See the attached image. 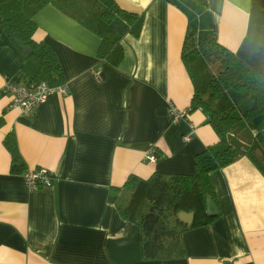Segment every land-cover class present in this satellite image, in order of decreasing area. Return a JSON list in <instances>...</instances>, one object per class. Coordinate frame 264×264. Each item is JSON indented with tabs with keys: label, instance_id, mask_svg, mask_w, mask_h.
I'll return each mask as SVG.
<instances>
[{
	"label": "crops",
	"instance_id": "crops-1",
	"mask_svg": "<svg viewBox=\"0 0 264 264\" xmlns=\"http://www.w3.org/2000/svg\"><path fill=\"white\" fill-rule=\"evenodd\" d=\"M114 2L144 15L116 65L96 67L100 37L54 5L33 16V39L54 50L66 93L24 115L0 92V264H264V176L243 155L210 172L219 215L182 233L184 256L142 259L141 228L122 217L112 188L129 175L194 174L195 155L219 137L201 109L167 117L169 103L186 109L194 92L181 58L186 14L168 0ZM205 3L218 43L264 78V0ZM23 63L0 28V90L22 83ZM9 133L26 170L47 169L50 186L28 190L10 171Z\"/></svg>",
	"mask_w": 264,
	"mask_h": 264
},
{
	"label": "trees",
	"instance_id": "trees-1",
	"mask_svg": "<svg viewBox=\"0 0 264 264\" xmlns=\"http://www.w3.org/2000/svg\"><path fill=\"white\" fill-rule=\"evenodd\" d=\"M187 16L181 58L193 83L188 112L203 110L219 137L194 158V174L155 171L142 179L129 175L121 187L112 188L110 200L122 217L141 228L143 260L184 256L181 235L215 220L206 212V197L216 204L210 172L240 155L227 143L231 133L249 145L246 156L264 176V78L217 41L216 26L208 15L205 0H168ZM52 4L100 37L98 64L116 65L122 58L120 42L140 33L143 14L121 9L114 0H0V28L24 59L22 83L40 81L50 87L64 84V75L50 45L36 42L33 16ZM3 145L10 155V171H26L15 136L9 133ZM181 211L193 212L186 224Z\"/></svg>",
	"mask_w": 264,
	"mask_h": 264
},
{
	"label": "built area",
	"instance_id": "built-area-1",
	"mask_svg": "<svg viewBox=\"0 0 264 264\" xmlns=\"http://www.w3.org/2000/svg\"><path fill=\"white\" fill-rule=\"evenodd\" d=\"M0 92L11 96L10 107H18L22 114H31L39 104L46 100V98L53 94H65L66 86L61 84L55 87L48 86L45 82L25 85L23 83H10L6 81L2 86ZM188 115V108L179 109L174 104L169 103L167 107V117L170 122L176 123L183 120ZM193 134V126L183 135L184 141H189ZM144 159L149 162H154L156 156L152 150L146 152ZM23 179L28 190H39L51 185V178L48 170L45 168L27 169L23 174Z\"/></svg>",
	"mask_w": 264,
	"mask_h": 264
},
{
	"label": "water",
	"instance_id": "water-1",
	"mask_svg": "<svg viewBox=\"0 0 264 264\" xmlns=\"http://www.w3.org/2000/svg\"><path fill=\"white\" fill-rule=\"evenodd\" d=\"M226 141L236 150L238 155H243L249 147L247 143L231 133L226 135ZM206 212L209 216H215L219 213L218 207L210 196L206 197ZM178 219L189 225L193 220V212L181 211L178 213Z\"/></svg>",
	"mask_w": 264,
	"mask_h": 264
}]
</instances>
